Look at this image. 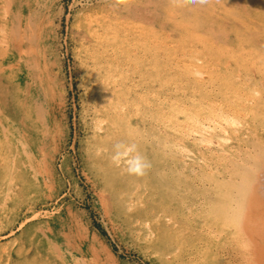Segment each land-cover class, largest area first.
Here are the masks:
<instances>
[{"label":"bare ground","instance_id":"obj_1","mask_svg":"<svg viewBox=\"0 0 264 264\" xmlns=\"http://www.w3.org/2000/svg\"><path fill=\"white\" fill-rule=\"evenodd\" d=\"M53 1L0 0V215L52 188ZM87 17L85 152L108 226L155 264H264V0H134ZM164 77L175 83L157 87ZM87 229L29 225L25 263L97 264Z\"/></svg>","mask_w":264,"mask_h":264},{"label":"rangeland","instance_id":"obj_2","mask_svg":"<svg viewBox=\"0 0 264 264\" xmlns=\"http://www.w3.org/2000/svg\"><path fill=\"white\" fill-rule=\"evenodd\" d=\"M133 1L55 0L51 4L48 15L52 34L48 39L51 44L48 58L55 85L49 117L52 132L57 130L55 127L60 129L51 150L55 155L51 167L52 188L34 187L30 197L20 207L17 218L11 217L8 210L0 215V264H26L29 256H25V251L30 246V231L25 229L40 221H55L58 216L72 219L88 228L89 236L95 238L90 239L95 241L98 248L97 264H155L142 240L130 235L121 226H108L110 219L99 206L100 185L91 173L85 152L93 122L87 93L89 83L83 65L82 27L87 23L89 14L97 13L99 9L108 12ZM138 75L130 72V77L135 81L134 88L141 81ZM174 83V78L164 77L157 81L156 86L166 89ZM189 133V142L196 138L201 147L206 144L209 135L203 137L195 129ZM54 143H58L59 147ZM172 151L180 158L190 155L188 152L181 154L179 147ZM20 221L23 224L20 225Z\"/></svg>","mask_w":264,"mask_h":264},{"label":"clouds","instance_id":"obj_3","mask_svg":"<svg viewBox=\"0 0 264 264\" xmlns=\"http://www.w3.org/2000/svg\"><path fill=\"white\" fill-rule=\"evenodd\" d=\"M142 167V161L139 156L134 157L129 161V171L131 172H139Z\"/></svg>","mask_w":264,"mask_h":264}]
</instances>
